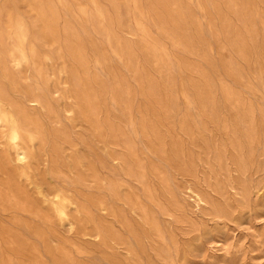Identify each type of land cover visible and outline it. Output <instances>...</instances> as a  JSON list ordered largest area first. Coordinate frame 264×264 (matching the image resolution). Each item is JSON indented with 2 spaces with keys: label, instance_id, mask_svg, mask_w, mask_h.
I'll return each instance as SVG.
<instances>
[{
  "label": "rangeland",
  "instance_id": "rangeland-1",
  "mask_svg": "<svg viewBox=\"0 0 264 264\" xmlns=\"http://www.w3.org/2000/svg\"><path fill=\"white\" fill-rule=\"evenodd\" d=\"M0 98V264H264V0H0Z\"/></svg>",
  "mask_w": 264,
  "mask_h": 264
},
{
  "label": "bare ground",
  "instance_id": "bare-ground-1",
  "mask_svg": "<svg viewBox=\"0 0 264 264\" xmlns=\"http://www.w3.org/2000/svg\"><path fill=\"white\" fill-rule=\"evenodd\" d=\"M30 42L31 40L27 34L26 27L23 21L19 20L13 28L11 37V44L18 53V57L15 59L18 67L22 64H33L35 61L34 46ZM0 129L2 131V139L8 144L10 150L14 153L20 167L25 168L29 166L32 160V153L27 142L32 143L34 138L24 131L17 114L1 98ZM196 198L199 205L203 204V200L199 196L196 195ZM51 203L54 211L61 220H66V209L68 205H72L71 200L63 193H55Z\"/></svg>",
  "mask_w": 264,
  "mask_h": 264
}]
</instances>
